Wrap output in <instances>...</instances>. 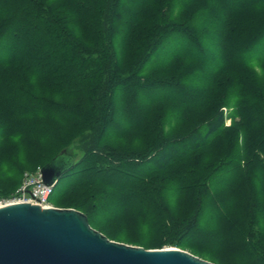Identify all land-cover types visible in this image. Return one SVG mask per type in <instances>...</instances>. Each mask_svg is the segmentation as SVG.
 I'll return each instance as SVG.
<instances>
[{"label":"trees","instance_id":"16d2710c","mask_svg":"<svg viewBox=\"0 0 264 264\" xmlns=\"http://www.w3.org/2000/svg\"><path fill=\"white\" fill-rule=\"evenodd\" d=\"M58 1L59 6L52 8L41 0H0V152L2 141L9 138L19 140L20 149L32 152L41 143L59 144L61 152H70V145L80 151L78 162L56 179L51 203L62 202L69 193L73 195V188L84 191L87 185L98 192L89 193L81 204L67 203L102 232L95 221L98 217L119 219L123 213H142L152 205L165 216L151 224L184 236L200 232L195 218L167 216L161 203L163 184L153 176L196 154L227 130L225 106L231 107L232 118H238L234 123L240 132L235 137L242 140L249 133L252 151L245 143L234 145L209 171L238 172L240 180L255 165L264 193V123L254 117L264 107V85L257 78L251 81L248 74L251 54L264 44V0H172L166 3L172 11L189 8L191 12L176 24L168 19L161 22V28L153 24L142 38L139 29L156 16L150 8L155 0ZM76 26L81 29L72 31ZM92 27L94 32L84 38ZM172 42L183 51L169 53L166 61L185 60L199 71L186 67L177 72L176 65L162 78L141 77L145 63L149 65L145 71H151ZM255 60L264 67V51ZM208 62L213 63L211 72L199 76ZM164 103L175 104L179 111L172 127L162 134L160 123L166 114L152 113L151 108ZM194 111H201L198 119H203L186 133L168 137V131ZM130 132L146 135L149 144L138 151L108 144ZM19 183L9 178L1 183L0 192L14 190ZM111 192L131 197L132 204H114ZM222 210L220 216L226 218ZM261 218L252 223L257 233L247 228L246 251L262 247L264 238L258 233L264 212ZM147 221L141 219V226H147ZM240 232L238 239L245 237ZM237 244L242 245V240ZM181 247L203 252L185 241Z\"/></svg>","mask_w":264,"mask_h":264},{"label":"rangeland","instance_id":"374dc122","mask_svg":"<svg viewBox=\"0 0 264 264\" xmlns=\"http://www.w3.org/2000/svg\"><path fill=\"white\" fill-rule=\"evenodd\" d=\"M41 1L44 5L52 8L60 4L58 0ZM171 1L172 0H155V2L150 5L152 14H156V16L145 22L143 28L139 29V36L141 38L145 31L151 28L153 24L159 23L158 25H160L159 27L161 28V22L167 19L172 21L171 24H176L180 19L185 18L191 12L189 8L185 9L183 12L172 11V8L169 9L170 4L166 6V3ZM163 2L165 4H163ZM162 5L166 7V9L160 8ZM157 7L159 8L157 9ZM163 10L165 12L159 16V12H163ZM167 23H169V21ZM75 29L79 31L81 28L76 26L72 28V31H75ZM94 30V27H92V29L83 34L84 38L88 39L89 35L92 34ZM84 38L81 37V40H84ZM166 49L168 52L166 51L164 54H161V58L158 57L157 64L152 67L151 71H145L146 68H149L148 63H145L141 77L149 79L162 78L170 74L171 69L175 68L176 65H178V70L176 69L177 72L186 69V67H191L193 71H199L197 70L199 69L198 66L185 60H178V62L166 61V56L169 53L183 51V48L179 46L178 43L172 42ZM263 51L264 44H261L258 49L254 51L255 53L251 54L250 60L253 62V65L248 70V74L251 75V81H257L258 79L264 85V67L258 65L255 60ZM212 64V62H208L207 69L204 68L199 76L207 77L213 67ZM180 74L173 75L180 76ZM178 109L179 107L175 104L167 103L151 108L152 113L157 112L159 115L166 114V116H162L163 119L160 117L162 121L160 123L162 126L159 130L160 133L163 134L168 127H172L174 115L179 111ZM222 110L225 116L224 127L227 130H223L219 136L211 140L207 147L201 149L196 154L153 176L156 178L155 180L161 182V185H164H162L160 189V195L162 209L167 213V216L170 215L178 219L195 218L201 228L200 232L195 230V234L184 236L180 234L178 230H172L169 227L159 228L151 224L165 216H162V214L158 212V209H154L155 207L153 205L152 208L151 206L144 207L143 210H141L142 213H123L122 217L119 219L106 220L107 217H98L95 221L102 227L101 230H103V232L100 231L99 228H92L105 235L111 241L139 246L145 249L176 248L189 252L214 264H264V240H262L263 242L260 241L262 247H260L258 251H246L247 243L249 242L247 238V228L257 233V228L252 225V223L254 221H261V215L264 212V193L263 188L260 187V178L257 176V170L253 168L255 165H252V167L247 170L248 172L245 178L241 177L240 180L237 175L238 172L230 173L221 170L211 173V171H209L212 165L222 156H226L227 152H231L234 145L235 147L237 145L240 147L245 143L248 147L247 150L252 151L248 142L249 133H244L245 138L243 135L242 140L238 136L237 138L235 137L238 134L237 131L240 132V126L234 123L238 118H232L230 116L231 107L225 106ZM198 112L199 111L187 113L182 123L168 131V137L184 134L193 124L202 120L203 116L198 119V114L201 111ZM260 112L261 113H255L254 117L257 123L262 124L264 123V107ZM149 141L146 135L137 136L135 132H130L124 139L116 142H109L108 144L120 150L130 149L138 151L145 148L149 144ZM231 142L234 143L231 144ZM18 144H20V141L17 139L9 138L2 141L1 147L3 150L0 152V185L9 178L19 183L24 172H36L52 155L60 153L61 150H63L59 144L54 146V144L47 145L41 143V147H39L41 151L38 149L32 152L31 148H25V150L20 149ZM69 148H71L70 152H68L69 150L64 152L73 157L74 163L78 162L80 159V151L76 149L74 145H70ZM118 179L122 180L120 177H118ZM56 181L57 180H55V182ZM227 182L229 184H227ZM85 188L86 190L84 191L73 188V195L69 193L64 197L62 202H53L51 204L55 208H70L78 211L75 205L67 202L70 201L72 203L81 204L87 199L89 193L98 192L99 190L97 188L92 189L87 185ZM14 190H3L0 193H7L5 195L7 196L13 193ZM106 193L109 194L108 190ZM235 193H237L236 197L239 196L240 199L236 200ZM111 194L114 204L121 203L119 201H127L128 205L132 204L131 197L120 198L117 192H111ZM220 209L226 211V218L220 216ZM141 219L148 220L147 223L149 222V224L142 227ZM225 219H228L229 222L225 223ZM247 221L250 224H248V227H245L244 223ZM236 227H239L241 230H236ZM201 231H203V233H201ZM239 232L245 237L238 239ZM258 235H262L264 238V224L261 231L259 230ZM213 237H215V241H213ZM207 238H209L208 241ZM238 240H242V245L237 244ZM183 241L197 246L203 252H195L187 247H181ZM140 242L147 245L145 247L141 246L139 245ZM224 242L227 246L219 248Z\"/></svg>","mask_w":264,"mask_h":264},{"label":"water","instance_id":"95a60500","mask_svg":"<svg viewBox=\"0 0 264 264\" xmlns=\"http://www.w3.org/2000/svg\"><path fill=\"white\" fill-rule=\"evenodd\" d=\"M73 157L61 152L39 169L46 185L67 171ZM0 264H214L189 252L145 249L109 240L70 208L14 203L0 208Z\"/></svg>","mask_w":264,"mask_h":264},{"label":"built area","instance_id":"2783aa9c","mask_svg":"<svg viewBox=\"0 0 264 264\" xmlns=\"http://www.w3.org/2000/svg\"><path fill=\"white\" fill-rule=\"evenodd\" d=\"M39 169L33 173L24 172L20 185L13 193L7 196L0 195V208L14 203H29L41 208L53 207L49 201L53 184H44Z\"/></svg>","mask_w":264,"mask_h":264}]
</instances>
